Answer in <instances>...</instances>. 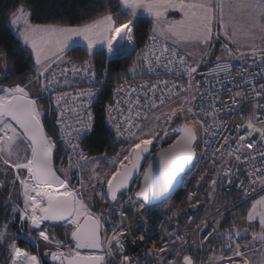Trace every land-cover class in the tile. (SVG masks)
Returning a JSON list of instances; mask_svg holds the SVG:
<instances>
[{
	"label": "snow or ice",
	"instance_id": "6c2138e0",
	"mask_svg": "<svg viewBox=\"0 0 264 264\" xmlns=\"http://www.w3.org/2000/svg\"><path fill=\"white\" fill-rule=\"evenodd\" d=\"M118 3L126 17L121 22L107 11L77 25L33 24L31 12L19 0L10 10L8 26L28 51L34 74L26 83L0 84V189L7 180L9 198L13 192L16 196L0 221V264H197L210 243L221 245L216 250L221 255L213 253L208 264H264V82L256 83V76L264 81V0ZM170 11L180 18L169 19ZM141 17L150 18L152 30L150 42L128 69L131 78L172 75L186 83L158 79L133 85L124 80L106 111L114 139L127 146L113 157H90L81 142L93 129L91 105L100 89L80 85L102 83L94 55L126 58L136 51L134 30ZM221 37V55L207 72H200ZM81 47L88 59L77 64L69 52ZM240 57H250L254 64L258 60L261 70L251 76L246 68L237 70L241 81H234L231 61ZM10 75L6 70L0 80ZM226 83H234L235 89H226ZM30 85L36 87L35 95ZM72 88L76 91L67 90ZM222 91L229 93L231 103L221 98ZM197 99L199 104L194 103ZM242 106L247 111H240ZM233 112L242 123L229 132L221 114ZM53 115L46 127L45 120ZM221 132L226 134L217 140ZM198 150L210 162V173L206 170L199 180L207 177L206 198L216 213L213 223L202 219L192 238L169 232L171 247L149 249L142 261L128 255L124 218L140 215L146 232L145 208L166 206ZM62 153L66 168L57 167V159L63 163ZM73 169L78 173L75 184ZM226 186L236 189L232 194L237 201L220 205L214 197ZM197 196L192 192L187 197L193 208L200 204ZM94 197L121 209L120 223L112 225L110 235L105 224L112 211H94ZM237 209L243 211V228L236 224ZM225 212L232 222L222 227ZM187 219L191 225V217ZM17 225L19 231H11ZM206 228L210 230L201 234ZM21 236L43 251L33 254L21 248ZM136 239L144 242V232Z\"/></svg>",
	"mask_w": 264,
	"mask_h": 264
},
{
	"label": "trees",
	"instance_id": "16d2710c",
	"mask_svg": "<svg viewBox=\"0 0 264 264\" xmlns=\"http://www.w3.org/2000/svg\"><path fill=\"white\" fill-rule=\"evenodd\" d=\"M16 2L17 0H0V56L4 58L7 64L8 72L11 73L7 80H0V84L7 86L14 83H26L34 74V64L28 51L25 50L23 45L18 42L15 31L13 28L9 27L7 23L10 18V10H12L13 5ZM19 3L23 4L25 8L31 12V22L35 24L61 23L77 25L90 22L107 11H110L118 22L126 19V17H123L120 14L121 9L118 0H19ZM151 30L152 22L150 18L141 17L138 28L134 30L136 51L131 53L129 57L114 58L108 61L107 54L105 53L103 55H94L91 58L94 69L98 73L99 78L101 79L106 77V83L104 84L99 101L95 107V129L83 143L88 156H98L103 155L104 153L114 156L124 145L118 143L114 139L113 129L107 121L106 107L107 105L113 103L115 83H118L125 76L130 74L128 69L132 67L133 61L136 60L137 53L143 49ZM69 56L75 62H82V59H88V57L84 54V49L82 47L70 51ZM214 60L215 58L210 60L207 64H204L202 67L207 66ZM105 72L107 75H105ZM30 87H32V94L35 95L34 91L36 92V87L33 85H30ZM50 123V120L47 118L45 120L46 127ZM61 156L63 157V163L61 164V160L57 159L58 167L64 166L67 163V157L63 153ZM190 171L188 173H190ZM208 171L210 173V167L208 168ZM1 178L2 175H0V180ZM200 188L201 191H207V177H205V180L202 182ZM8 192V187L6 190H0V221H3L10 213V207L7 206L11 204L12 199L8 197ZM185 195L186 192L180 188L169 200L171 205L181 206L184 218L190 213H195L196 215L201 216L203 208H208L211 205L207 198L198 196L194 199L198 198L200 200V204L198 207L193 208ZM181 201H183L182 204ZM107 205L109 206L113 204L107 203ZM238 210L239 209L234 211ZM117 212L115 224L118 221ZM231 220L232 218L230 213H225L224 220L222 221L223 227L226 226L224 223L228 224ZM17 227L18 225L12 227V229H17ZM111 230L112 228H110L109 232ZM18 243L21 248H25L30 251H35L36 249L31 246V242L24 238H20ZM220 246L221 245L219 243H210L208 247L215 248ZM209 254L210 250L205 251L203 264H208ZM0 260H3L2 253H0ZM198 262L199 260L197 261V264Z\"/></svg>",
	"mask_w": 264,
	"mask_h": 264
},
{
	"label": "built area",
	"instance_id": "2783aa9c",
	"mask_svg": "<svg viewBox=\"0 0 264 264\" xmlns=\"http://www.w3.org/2000/svg\"><path fill=\"white\" fill-rule=\"evenodd\" d=\"M151 34V33H150ZM150 36V35H149ZM149 37L145 42V45L143 48H145V46L149 43ZM114 59V58H112ZM109 59L107 57V60H112ZM227 59V58H225ZM232 64L234 65L233 67V80L234 81H241V77L239 75H237V70H243V69H247L248 70V75H254L256 73H258L261 69L257 66V64L259 63V61L257 60V63L254 64L252 62V59L250 57H244V58H239V59H233ZM77 64L81 63V62H76ZM215 63V60L208 64L205 67L200 68V72H207L208 69ZM95 70V69H94ZM96 72V70H95ZM96 76L98 80H101L102 83L101 84H96V85H88V84H81V87H95L100 89V91L97 94V98L94 100L93 104L91 105V111H92V115L94 118V124H93V129L90 133L87 134L86 139L93 133L94 129H95V124H96V113H95V107L97 102L99 101L100 98V94L101 91L104 87V84L106 83V77L104 78H99L98 73L96 72ZM158 79H175V80H179L183 83H186V80H183L181 77H175L172 75H161L159 77L154 76V75H145L143 77L137 76L135 79L131 78V74H129L128 76H125L122 80H120L118 83H115V87H118L120 84L123 83L124 80H127V82L129 84H141V83H153ZM197 79H201L200 76H197ZM261 82H264L261 80V78L259 76H256V83L259 84ZM201 87L203 88V84L201 85ZM247 87V86H245ZM225 88H234L235 89V84L234 83H226L225 84ZM69 91H76V88H72V89H67ZM221 98L228 102L231 103L230 99H229V93L227 91H222L221 92ZM115 97H114V92H113V103H114ZM200 100L197 99L196 100V104H199ZM46 107H48V105H46ZM240 111H247V107L246 106H242ZM222 119L226 122L227 126H228V131L232 132V129L239 123H242L239 115L237 114V112H233L231 114L228 113H222L221 114ZM53 119H54V115H53ZM107 121H108V113H107ZM109 123V121H108ZM110 125V124H109ZM242 131V130H241ZM226 133L221 132L219 134V136L217 137V140L220 139V137H222L223 135H225ZM233 135H235V133H233ZM84 139L81 142V147L84 149L85 153L87 154V150L85 149L83 143L86 140ZM88 155V154H87ZM75 161V159L73 160ZM206 166L210 167V162L204 159H201L199 156V151H198V156L196 158V161L194 163V166L192 168V170L190 171V173H188L185 176L184 182L182 184V186L180 188H182L185 192H186V198L188 197L189 193L192 192H197L198 196L207 197V191H201V184L203 181L199 180V177L201 174L205 173V171H208V168H206ZM199 182V183H198ZM236 189L232 188L231 191H229V189L227 188V186L218 193V195H216L214 197V199L219 200L220 201V205H223L226 202H233L235 203L237 201V197L235 195H233L232 193L235 192ZM197 196V197H198ZM183 203V201H181V204ZM219 206V205H218ZM121 209H118V213ZM126 211L131 212V209L126 208ZM176 212L177 215L173 216L172 213ZM227 213V212H225ZM224 213V214H225ZM144 216L147 219V223H148V229L145 232L144 228L141 226V220H140V215L138 214H131L128 215L124 218V223L126 225H128V232H129V236L130 239L125 241V246H126V252L128 255L134 257L135 259L138 260H143L144 257H139L138 255H136V251L141 248V247H136V245L140 244L141 242L139 240L136 239L137 234L144 232L145 234V241H153L154 244L152 246H150L149 249H158L160 248L162 245L168 244L169 247H171L170 241L168 239V233L175 231L178 234H183L186 235L188 238H192L196 235V233L194 232V227L196 224L200 223V221L203 220H207L209 222V224H212L213 218L216 216V213L212 207V203L208 208H203V213L201 216L196 215L195 213H190L188 215H186V217H183V212L181 210V206L180 205H169V206H164L163 204L161 205H157L152 207L151 211L149 210L148 207L145 208L144 210ZM169 217H171V219H169ZM188 217H191L192 223L191 225L188 222ZM120 223V218L118 216V221L116 224ZM209 228L203 229V232L201 234L206 233L207 231H209ZM109 235L111 234V231L108 233ZM167 255L171 256V253H168ZM201 256V260L200 263L198 264H203V260L205 258V251L202 250L200 253ZM151 259V257L149 258Z\"/></svg>",
	"mask_w": 264,
	"mask_h": 264
},
{
	"label": "rangeland",
	"instance_id": "374dc122",
	"mask_svg": "<svg viewBox=\"0 0 264 264\" xmlns=\"http://www.w3.org/2000/svg\"><path fill=\"white\" fill-rule=\"evenodd\" d=\"M26 10H28V9H26ZM180 18V14L179 13H177V12H174V11H170L169 12V19H179ZM31 22V21H30ZM31 23H33V22H31ZM33 24H35V23H33ZM39 24H41V23H39ZM14 30V29H13ZM15 31V30H14ZM16 33V32H15ZM222 42H225V41H223V37H221L220 38V40H218V41H216L215 42V47H214V49H213V52H212V56L211 57H209L208 58V62L210 61V60H212L213 58H215V56H218V55H221V51H220V46H221V43ZM230 47H232V45H229ZM242 50H244V49H242ZM197 51H199L198 49H197ZM225 58H227V57H225ZM241 58H244V57H241ZM207 62V63H208ZM207 63H205V64H207ZM8 71V69H7V64H6V62H5V60H4V58L2 57V56H0V74H2V73H4L5 71ZM4 86H7V85H4ZM34 94H36V92L34 91ZM195 104H196V101L194 102ZM48 119L50 120V122L52 121V119H53V116H48ZM178 120V119H177ZM177 120H174L172 123H173V125H175V122L177 121ZM169 132H171V129H169ZM201 136H202V133H201ZM127 145H123L122 147H126ZM165 146V145H164ZM121 147V148H122ZM157 147H159V145H157ZM199 151V150H198ZM102 155H98V156H90V157H101ZM109 157H113V156H111V155H108ZM115 156V155H114ZM67 163H68V161H67ZM67 163H66V165H64L63 167H67ZM73 163H75V161H73ZM58 167V166H57ZM61 167V166H60ZM105 167H107V166H105ZM78 175V173H77V170L76 169H73L72 170V177H73V179H72V182L75 184L76 183V176ZM85 175H86V173H85ZM11 176V173H9V177ZM4 179V177L2 176V178H1V180H3ZM138 183V182H137ZM5 185H6V187L5 188H3V189H0V190H6L7 189V180H5ZM134 187H135V185H134ZM133 187V188H134ZM15 195V193L13 192V193H11V199L13 200V199H15L16 197L14 196ZM8 197H9V192H8ZM12 202V201H11ZM169 205H171V203L168 201L167 202V204H166V206H169ZM93 210L95 211L96 209H98V208H100V207H104V208H108V209H110L111 211H112V218H111V220L110 221H108V222H106V224H105V229H106V231L107 232H109V230H110V228H112V225L115 223V221H116V212H117V210H118V207L117 206H114V205H107V203H104V202H101V201H99V199H98V197H94V199H93ZM165 206V205H164ZM117 214H118V212H117ZM243 214V212L242 211H240V210H238V211H235V216H236V224L238 225V226H240L241 228H243L244 226H245V222L243 221V220H241L240 219V217H241V215ZM213 222V221H212ZM232 222V220L228 223V224H226V223H224L226 226H228L230 223ZM225 226V227H226ZM222 227H223V224H222ZM11 231H13V232H18L19 231V228L17 227V229H11ZM57 231H59V230H57ZM21 238H24V239H26V237L25 236H21ZM221 247V246H220ZM220 247H215V248H212V247H210L209 249H210V254H209V257L210 256H212L213 255V253H215V255L217 256V257H219L220 255H221V253L220 252H218V251H216L217 249H219ZM25 249V248H24ZM26 251H28V252H30V253H33V254H39V252L40 251H43V249H35V251H30V250H27V249H25ZM223 255H225V256H227L228 255V253H223ZM209 257H208V259H209ZM42 260H44V261H48V257H42ZM209 261V260H208ZM203 262V261H202ZM50 263V262H49ZM198 263H200V261L198 262Z\"/></svg>",
	"mask_w": 264,
	"mask_h": 264
},
{
	"label": "water",
	"instance_id": "95a60500",
	"mask_svg": "<svg viewBox=\"0 0 264 264\" xmlns=\"http://www.w3.org/2000/svg\"><path fill=\"white\" fill-rule=\"evenodd\" d=\"M180 122V120L178 119L176 122H175V125L176 124H178ZM166 146V145H165ZM195 161H196V159L192 162V164H190L186 169H185V173H182L181 174V177H182V179H179L178 180V182L174 185V189H173V191H172V193H171V197H170V199L172 198V196L180 189V187L182 186V184H183V182H184V179H185V176L187 175V173L193 168V166H194V163H195ZM139 183V181H136V183ZM132 187H134V185L132 186ZM169 199V200H170ZM168 200V201H169ZM167 201V202H168ZM157 205H161V204H154L152 207H154V206H157Z\"/></svg>",
	"mask_w": 264,
	"mask_h": 264
},
{
	"label": "bare ground",
	"instance_id": "6f19581e",
	"mask_svg": "<svg viewBox=\"0 0 264 264\" xmlns=\"http://www.w3.org/2000/svg\"><path fill=\"white\" fill-rule=\"evenodd\" d=\"M154 244L153 241L141 242L140 244L136 245V247H141L136 251V255L139 257H144L145 253L148 252L150 246Z\"/></svg>",
	"mask_w": 264,
	"mask_h": 264
},
{
	"label": "crops",
	"instance_id": "0c3cea01",
	"mask_svg": "<svg viewBox=\"0 0 264 264\" xmlns=\"http://www.w3.org/2000/svg\"><path fill=\"white\" fill-rule=\"evenodd\" d=\"M201 66H204V64H202Z\"/></svg>",
	"mask_w": 264,
	"mask_h": 264
}]
</instances>
